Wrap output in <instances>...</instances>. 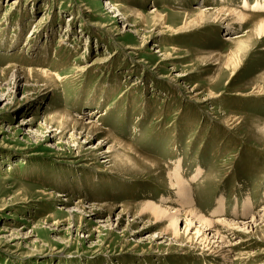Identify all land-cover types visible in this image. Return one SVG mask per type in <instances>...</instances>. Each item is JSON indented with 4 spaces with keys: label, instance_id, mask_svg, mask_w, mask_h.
Listing matches in <instances>:
<instances>
[{
    "label": "rangeland",
    "instance_id": "rangeland-1",
    "mask_svg": "<svg viewBox=\"0 0 264 264\" xmlns=\"http://www.w3.org/2000/svg\"><path fill=\"white\" fill-rule=\"evenodd\" d=\"M246 2L0 0V70L56 78L23 73L7 80V70L0 72V264H264V221L236 235L246 242L224 260L200 242L208 230L196 233L199 224L183 217L186 201L165 179V169L177 170L206 220L245 224L263 215L264 141L255 130L264 122V36L249 43L231 75L223 67L232 49L224 37L244 35L251 22L216 21L174 35L148 16L164 14L173 29L196 9L264 17V0ZM255 88L262 95H251ZM210 93L214 99L202 103ZM60 112L90 116L164 167L129 151L132 160L121 164L112 149L104 153L112 140L103 134L70 122L57 130L64 127ZM229 117L238 124L226 126ZM162 198L171 212L181 211L175 226L168 215L140 209ZM79 202L100 209L69 215ZM254 253L251 260L238 256Z\"/></svg>",
    "mask_w": 264,
    "mask_h": 264
},
{
    "label": "bare ground",
    "instance_id": "bare-ground-1",
    "mask_svg": "<svg viewBox=\"0 0 264 264\" xmlns=\"http://www.w3.org/2000/svg\"><path fill=\"white\" fill-rule=\"evenodd\" d=\"M245 5L247 6L248 4H247L246 0H243V6H245ZM107 6H108L109 10L113 9L110 6V4H108ZM120 11L121 10L119 8H115L112 11V14H119ZM131 13H134V15L136 17H139V18H142L144 16L143 14L138 13V12H133L132 11ZM190 14L193 15V16L191 18H188L189 15L187 17H185L184 20H183V23L181 24V26L176 28V29H173V28H171L169 26H166V24L169 21V19L167 18V16H165L164 14H162L160 12H157V11L154 10L152 13H149L148 16H151V20L153 22L152 24H154V26H157V27L158 26L159 27L162 26L163 29H165L168 32H171L174 35L182 34V33H185L186 31H189V30H192V29H195V28H198V27H202L203 25H206V24H209V23H214L216 21H228L226 26H229V27L231 25H238V24H243V23H246V22H251L252 23L250 29L244 35H242V36L225 35L226 37H224V41H228L231 44L232 49L229 51L228 60H226V62L223 61L224 62L223 67H224V69H230L232 71L231 75L241 65V64H239L240 56H241V54H245L246 50L248 49L249 43L254 38L255 39H259L260 37L264 36V17L260 18V17L255 16V15H248V14L241 13V12H238V11L236 12L235 10L223 9V8H219V9H215V10H211V9H208V8L207 9L206 8L205 9H200V10L196 9L195 12H192ZM120 16L123 19L122 18H118L120 20L119 23H120V25L123 24L122 25L123 27H122L121 30H124V26H125L124 25V21H125L124 17L125 16L123 14L120 15ZM117 17H119V16H117ZM126 30H127V27H125V31ZM116 31H118V30L116 29ZM127 49L132 50V49H135V48L128 47ZM135 51H138V50L135 49ZM174 51H176V50H174ZM162 57H163V60H164V59H166L167 55H163ZM217 60L218 59H215V62ZM107 61H109V57H106L104 59L102 58V62H99V60H98V62H99L98 64H102L104 62L106 63ZM85 68H86V66H85ZM6 70H7V74L6 75L9 74V76H7V78H8L7 80H10V79L13 80V79H15V77L18 78V76L23 74V73H26V74L35 73V74L39 75L42 79H44V81L48 80L50 82H54V80H56L55 76H53V75H51V74H49L48 72H45V71H30V70L21 71L19 69H15V68H7L5 70H0V72L2 73L3 71H6ZM195 90L196 89L193 88L192 91H190V94L193 95V92ZM262 92L263 91L260 90L259 88H255L251 95L260 96V95H262L261 94ZM196 96L197 95L195 94L194 97H196ZM194 97H192V98H194ZM211 99H214L212 93H210L208 95V97H205L204 100H202V103L207 102L208 100H211ZM86 115H89V114H86ZM57 117L59 118L58 120L60 121L58 123L64 125V127L63 126L61 127V125H60V127L57 128V130H59V131H64L65 127H66L65 124L67 122H70L72 124V126H77V125L80 124L82 126V128L85 129V130H89V131H92L93 133H97V134L98 133L103 134L104 137H105V140L107 138L111 139L112 140V145H110L107 148V152H104V153H108V151H110L112 149L111 151L115 152L113 157L115 159H117V157H118L119 162L121 164H126L130 160H132V157H130V156H128L126 154V151L127 152L129 151L131 154H134V156L136 154L137 156H135V157L142 158L143 160H145L146 162L150 163L151 165H154V168L157 167L158 169H160V168L164 167L161 163L157 162L156 160L150 159V158H147V157H144V156L138 154L137 152H135V150L131 146H129V145L125 144V143H122V142L112 138L111 137L112 134H109V132L101 129L99 124H97V122L94 119L92 120L91 118H89L90 116L88 118H86V119H83L81 117L77 118V117H75V116H73V115H71L69 113H66V112H60ZM30 121H34V120H30ZM83 121H84V123H83ZM238 121H239V119L236 118V117H229L227 120H224V124L226 126H228L229 128H231L234 125H237ZM71 130H72V133H73L74 129L72 128ZM256 132L259 134L260 137L263 138V141H264V122H262V123L259 122V124H257L255 133ZM65 134H66V131H65ZM84 140L88 141V135L86 137H84ZM113 144H115V146ZM116 146L121 148V150H120L121 154H118L119 151L115 150L117 148ZM97 151H99V148L97 149ZM105 163H107V162H105ZM138 163L140 164L139 161H138ZM165 179L167 180V182L169 184V189L172 190L173 192H175L179 196L180 200H182L183 202L186 201V202H184V205L187 207V210L183 214V217L184 218L188 217V221H187L188 223H192V220H195L196 223L199 224V227H197L195 229L197 234L199 232H201V230H208V234L209 233L212 234L210 236L211 239H218L217 240L218 243L216 241L212 242V243H217L218 247H217V245L215 246V249L211 247V244H210L211 242L208 240V237H207L208 234H206V233L201 234L202 238H201L200 242L205 244V247L210 246L208 249L209 250L212 249V251L214 250L216 253L220 254L224 258V260H230L231 258H233L234 256H233V253H232V249L235 248V247H238V246H242V244H244L246 242L245 240H242V239L237 240V236L239 235V233L243 234L245 236L250 235L251 231L250 232H247V231L257 227V225L261 224V221H264V213H263L262 216L261 215H253L251 221L249 223H245V224L238 223V222L237 223H235V222H227V221H223V220H220V221H218V220H216V221L206 220V219L200 217V215H198V213L196 212V209H193V201L191 199V191L189 189V186L186 184L185 181H183L178 176L177 170H174V171L172 170V172H168V170L165 169ZM206 182L209 183L210 180L208 179V181H206ZM163 200L164 199L162 198L161 203H158V204H155V203L149 202V201L148 202H144V203L141 204L140 209H142V210H144V209L147 210L148 209V211L151 213V215L154 214V216H159V215L160 216H167L168 215L167 217L169 219H171L172 224H174V226H175L176 221H178V217L177 216L179 215V213L181 211L172 209L173 212H171L170 211L171 209L163 206L164 204H167V201L164 200V202H163ZM65 203H67V204H64L63 206L65 208H67V205L70 202L69 201H65ZM108 207L111 208L112 210H116V209L119 208L117 206H108ZM252 208L253 207H251V209ZM85 209H88V210L85 211ZM99 209H100V207H94V206L93 207H89V208H85L84 207V203H82V202L80 203L79 202V203H76L74 205V210L73 211H70V209H69V210H67V213L70 215V214H73L76 211L77 213L80 214V216L81 215L90 216L91 213H93L94 211L99 210ZM242 209L243 210H248V209H245V207H243V206H242ZM263 212H264V210H263ZM200 227H201V229H200ZM256 229H258V228H256ZM174 233H177V231L175 230ZM173 239H175V237ZM233 240L234 241L236 240V241L233 243ZM258 254L259 255H264V250L262 249V251L261 252L259 251ZM258 254L254 253V254H245V255H238V256L240 258H242V257L244 258V256H247V259L251 260V259H255L258 256Z\"/></svg>",
    "mask_w": 264,
    "mask_h": 264
}]
</instances>
